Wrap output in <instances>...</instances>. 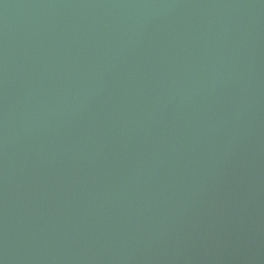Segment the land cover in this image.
<instances>
[{"label":"water","instance_id":"1","mask_svg":"<svg viewBox=\"0 0 264 264\" xmlns=\"http://www.w3.org/2000/svg\"><path fill=\"white\" fill-rule=\"evenodd\" d=\"M0 264H264V0H0Z\"/></svg>","mask_w":264,"mask_h":264}]
</instances>
